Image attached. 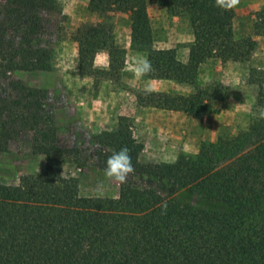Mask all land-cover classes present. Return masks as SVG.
Returning <instances> with one entry per match:
<instances>
[{
  "label": "trees",
  "instance_id": "trees-1",
  "mask_svg": "<svg viewBox=\"0 0 264 264\" xmlns=\"http://www.w3.org/2000/svg\"><path fill=\"white\" fill-rule=\"evenodd\" d=\"M158 2L170 15L186 19L193 32L186 64L177 49L154 47L148 0H90L89 10L104 19L118 13L130 17L132 49L145 52L155 69L146 79L195 88L188 96L142 91L140 105L203 119L209 101L223 99L209 96L219 93L218 86L196 85L200 66L213 58L248 63L257 41L237 40L235 10L223 11L215 0ZM60 14L58 0H0V80L18 71L52 69L49 26ZM256 17L254 35L264 36V8ZM75 41L81 77L96 73L102 51L109 55L102 74L111 79L124 69L127 52L117 47L109 23L82 26ZM0 104L6 119L0 123V154L10 136L25 131L34 153L46 160L43 173L17 185L0 184V264H264V119L257 116L245 130L203 143L196 156L144 164L133 123L121 117L113 130L94 138L101 162L127 147L135 177L164 182L180 194L162 195L128 181L117 198L84 197L78 179L65 173L76 150L58 144L47 91L11 82Z\"/></svg>",
  "mask_w": 264,
  "mask_h": 264
},
{
  "label": "rangeland",
  "instance_id": "rangeland-1",
  "mask_svg": "<svg viewBox=\"0 0 264 264\" xmlns=\"http://www.w3.org/2000/svg\"><path fill=\"white\" fill-rule=\"evenodd\" d=\"M89 1L58 0L61 14L52 19L49 26V41L53 50L50 71H18L0 80V100L10 91L11 82L47 91L48 101L52 105L49 113L55 120L58 144L63 148L76 150L70 157V163L65 166V173L78 179L82 196H119L122 185L104 177L105 165L96 154L94 138L113 130L121 117L131 119L136 140L144 147L140 161L144 164H167L174 163L182 155L196 156L203 143L216 142L222 134H236L245 130L251 120L259 116L260 100L264 105V69L258 70L248 62L244 63L246 74H241V78H221V75L227 73L231 76L240 75V72L231 69L219 74L207 85L200 86H218L219 93L209 96L221 97L223 100L209 101V113L216 115L210 116L212 120L206 117L197 119V131L194 127L191 133L178 134L170 131L167 136L162 134L164 141L158 138L160 134L147 132L134 117L140 91L122 82V72L120 76L111 79L101 73L108 69L106 59L102 56L103 53L108 55L107 51H102L101 58H96V73L92 77L80 76L75 35L82 26L96 25L102 21L109 23L114 28L116 45H123L132 33L128 15L111 14L104 19L102 15L89 10ZM263 8L264 0H240L239 5L234 8V34L237 40L253 36L257 41L254 54L261 51L264 58V36L254 35L256 15ZM148 12L155 48L172 45L178 41L177 37L180 40L177 42L179 46L188 43L191 28L186 19L170 15L158 0H148ZM5 121L3 114H0V123ZM77 159L82 160L81 165ZM45 166V157L33 151L30 133L22 131L18 135L13 134L9 138L8 149L0 154V184L17 185L25 176L43 173ZM101 181L104 182L103 193L97 191V185ZM128 181L154 188L162 195L180 194L176 187L161 181L135 177L133 174ZM193 204L201 205L197 199H194Z\"/></svg>",
  "mask_w": 264,
  "mask_h": 264
},
{
  "label": "crops",
  "instance_id": "crops-1",
  "mask_svg": "<svg viewBox=\"0 0 264 264\" xmlns=\"http://www.w3.org/2000/svg\"><path fill=\"white\" fill-rule=\"evenodd\" d=\"M189 32L190 35L188 36V40H187L188 43H186V45L179 46L177 42H180V40L177 37L178 41H176L174 44L166 45L160 49H177L178 59L182 63L186 64L189 61L190 44L194 40L192 30L190 29ZM118 47L121 49H125L127 52L126 64L124 69L122 70V79H121L122 82L142 92V88L144 86V80L147 79L146 78H144V80L134 79L131 72L127 70V62L129 57H131L137 52H142V51L132 49L130 36H128L126 42H124L123 45H118ZM102 56L104 57V59H106V64H107L106 66H109V55L103 53ZM98 57L101 58V55L98 54L97 58ZM250 63L254 68H257L258 70L264 69V58L261 51H258L256 54H254ZM231 69L236 70L238 73L240 72V75L231 76L227 73L226 75H221V78L239 79L241 78V74H246L244 63L227 62L224 64L219 59L216 58L209 59L200 66L196 85L198 86L207 85L212 80H214L215 77L219 76V74H224V72L231 71ZM151 80L153 82L152 83V87L154 89L153 93L164 94V95L188 96L194 93L195 91V88L189 84H184V83L182 84L173 80H165V79L162 80L151 79ZM136 107L137 108L134 117L136 118L138 124L144 126L147 132H156L160 134L158 135V138L160 140L164 141L165 139H163L162 134L167 136L170 131L179 134V133H187V132L191 133L193 131V127L194 130L195 129L196 131L198 130L199 121L195 118L188 116L183 112L168 111L151 106H142L139 104V102L136 103ZM211 115L214 116L216 114L209 113L208 115H206V118H208V120H212L211 119L212 117H210ZM217 126H219V124Z\"/></svg>",
  "mask_w": 264,
  "mask_h": 264
},
{
  "label": "clouds",
  "instance_id": "clouds-1",
  "mask_svg": "<svg viewBox=\"0 0 264 264\" xmlns=\"http://www.w3.org/2000/svg\"><path fill=\"white\" fill-rule=\"evenodd\" d=\"M239 3L240 0H215V5L223 11L232 10L237 7ZM127 70L131 72L134 79L138 80H144L145 77H150L155 71L148 55L143 52H137L129 57ZM152 83L151 79L144 80L142 91L145 95L153 93L154 89ZM259 118L264 119V108L259 109ZM103 172L104 177L110 182L121 185L126 183L129 177L135 172L129 149L127 147H122L119 151L113 152L105 161ZM97 191L103 193V181L97 185ZM166 207L167 205L165 203L163 205L164 211H166Z\"/></svg>",
  "mask_w": 264,
  "mask_h": 264
}]
</instances>
